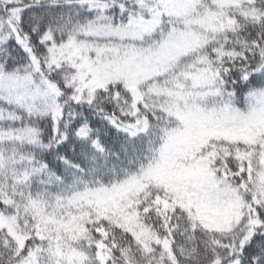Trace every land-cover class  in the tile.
I'll use <instances>...</instances> for the list:
<instances>
[{
    "label": "snow or ice",
    "instance_id": "snow-or-ice-1",
    "mask_svg": "<svg viewBox=\"0 0 264 264\" xmlns=\"http://www.w3.org/2000/svg\"><path fill=\"white\" fill-rule=\"evenodd\" d=\"M0 264H264V0H0Z\"/></svg>",
    "mask_w": 264,
    "mask_h": 264
}]
</instances>
